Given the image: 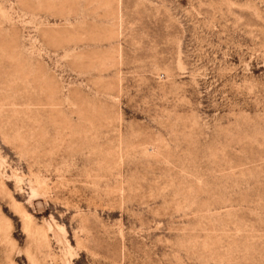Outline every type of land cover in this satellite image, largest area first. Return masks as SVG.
Listing matches in <instances>:
<instances>
[{"label":"rangeland","instance_id":"obj_1","mask_svg":"<svg viewBox=\"0 0 264 264\" xmlns=\"http://www.w3.org/2000/svg\"><path fill=\"white\" fill-rule=\"evenodd\" d=\"M0 264H264V0H0Z\"/></svg>","mask_w":264,"mask_h":264}]
</instances>
